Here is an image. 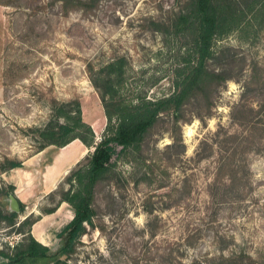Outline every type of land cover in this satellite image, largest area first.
<instances>
[{"label": "rangeland", "instance_id": "rangeland-1", "mask_svg": "<svg viewBox=\"0 0 264 264\" xmlns=\"http://www.w3.org/2000/svg\"><path fill=\"white\" fill-rule=\"evenodd\" d=\"M241 1L247 16L216 41L209 62L211 69L228 63L233 78L211 106L204 99L187 104L179 125L163 115L140 152L114 144L113 173L96 187L93 225L64 257L68 264H211L220 256L264 264V0L262 9L258 0ZM186 2L0 0V251L13 252L31 231L52 252L60 249L58 235L75 215L58 203L60 191L95 148L75 139L87 152L56 185L46 163L59 147L33 158L41 152L40 130L59 119L57 102L78 101L101 141L108 119L93 79L119 58L126 61L124 95L170 93L190 43L170 23ZM6 158L28 164L4 171ZM19 176L22 186L11 184ZM7 186L24 206L14 225L4 216L11 211L1 192ZM27 217L37 221L31 230L20 225Z\"/></svg>", "mask_w": 264, "mask_h": 264}, {"label": "trees", "instance_id": "trees-1", "mask_svg": "<svg viewBox=\"0 0 264 264\" xmlns=\"http://www.w3.org/2000/svg\"><path fill=\"white\" fill-rule=\"evenodd\" d=\"M186 3V9L172 17L170 23L177 34L187 35L190 39L189 45L174 69L173 90L170 93L157 98H148L146 95L135 99L129 98L122 93L126 84L125 58L108 63L100 70L98 77L93 79L101 93L108 119L103 137L98 143L92 127L83 120L78 101L57 102L53 106L59 119L56 117L57 122H51L40 130L43 143L39 151L50 145L62 148L75 139H80L87 146L95 148L70 172L67 178L69 188H62L60 191L58 203L70 204L75 211L74 218L58 235L62 241L59 250L52 252L47 245L38 241L31 231L29 237L22 245H17L13 252L0 251V257L5 260L0 264H68L64 257H70L76 252L78 243L87 231V225H93L96 215V187L101 181L110 178L113 173L114 144L122 146L126 152H140L147 136L163 115H171L179 125L187 104L193 99L201 101L204 99L211 106L213 95L224 83L233 78L228 73V63L221 65L219 69H211L209 62L216 57L214 48L216 41L238 29L247 16L242 1L187 0ZM260 4L262 2L258 0L255 6L259 7ZM261 9H257V12ZM253 10H255L253 7L249 9L251 12ZM222 51L224 53L230 49L225 47ZM61 118L64 121L61 122ZM181 143L179 139V144L168 148L178 147ZM145 164L149 172L153 173L154 168L150 164ZM22 166V162L6 158L2 169L7 171ZM226 166V163L222 164L221 170L224 171ZM230 172L228 176L234 183L238 178L237 165L234 164ZM13 189L14 186H7L6 190L1 189V192L5 196H10ZM57 209L58 206L47 213H53ZM23 210L24 206L21 204V211ZM4 216L14 225L19 212L7 211ZM36 222L27 217L20 225H28L31 230ZM163 259L165 260L164 257ZM202 262L195 260L191 264ZM211 264L252 263L239 261L232 256H220Z\"/></svg>", "mask_w": 264, "mask_h": 264}, {"label": "crops", "instance_id": "crops-1", "mask_svg": "<svg viewBox=\"0 0 264 264\" xmlns=\"http://www.w3.org/2000/svg\"><path fill=\"white\" fill-rule=\"evenodd\" d=\"M50 148L53 147H49L41 152H38L33 158H42L43 156L45 158L46 154L53 152L51 159L46 163V174L48 180L50 178L52 182H55V184H60L80 158L85 156L87 147L80 140H74L65 147L55 149V151L50 152L52 150ZM27 164L28 161L23 162L24 166H27ZM23 168L17 169V172H22V170H24ZM22 183L23 179L19 176L15 178L13 177L11 184L20 187L22 186ZM50 188L53 189L52 186ZM54 188H56V186H54Z\"/></svg>", "mask_w": 264, "mask_h": 264}, {"label": "water", "instance_id": "water-1", "mask_svg": "<svg viewBox=\"0 0 264 264\" xmlns=\"http://www.w3.org/2000/svg\"><path fill=\"white\" fill-rule=\"evenodd\" d=\"M9 202H10V210L13 212H20L21 211V206L19 199L15 194H11L9 197Z\"/></svg>", "mask_w": 264, "mask_h": 264}]
</instances>
